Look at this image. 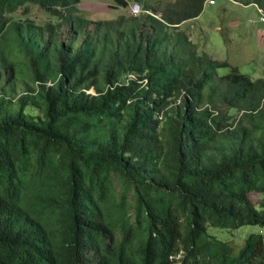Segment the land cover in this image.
Masks as SVG:
<instances>
[{"label": "trees", "instance_id": "obj_1", "mask_svg": "<svg viewBox=\"0 0 264 264\" xmlns=\"http://www.w3.org/2000/svg\"><path fill=\"white\" fill-rule=\"evenodd\" d=\"M205 1L0 0V264H264L209 233L264 227V75L181 28Z\"/></svg>", "mask_w": 264, "mask_h": 264}, {"label": "rangeland", "instance_id": "obj_2", "mask_svg": "<svg viewBox=\"0 0 264 264\" xmlns=\"http://www.w3.org/2000/svg\"><path fill=\"white\" fill-rule=\"evenodd\" d=\"M111 0H80L82 14L92 19H113L119 14L129 13L128 8L110 9ZM264 9L257 4H245V0H216L215 4H204L201 13L181 26L192 40L200 41V49H205L212 57L227 61L229 66L236 67L241 73L252 78L264 75V22L260 20ZM30 16L38 23L46 21L40 9L32 6ZM91 27V26H90ZM229 67H220L218 74H225ZM92 89H90L91 91ZM253 202L257 195L250 193ZM259 232L264 239V227L246 225L233 231L209 227V233L221 240H228L234 248L238 247L243 236Z\"/></svg>", "mask_w": 264, "mask_h": 264}, {"label": "built area", "instance_id": "obj_3", "mask_svg": "<svg viewBox=\"0 0 264 264\" xmlns=\"http://www.w3.org/2000/svg\"><path fill=\"white\" fill-rule=\"evenodd\" d=\"M215 1L216 0H207L206 3L209 5H213L215 4ZM140 12H141L140 6L137 3L132 4L129 8V13L131 15L135 16V15H138ZM260 20L264 21V15H261Z\"/></svg>", "mask_w": 264, "mask_h": 264}, {"label": "clouds", "instance_id": "obj_4", "mask_svg": "<svg viewBox=\"0 0 264 264\" xmlns=\"http://www.w3.org/2000/svg\"><path fill=\"white\" fill-rule=\"evenodd\" d=\"M206 1H207V0H206ZM206 1H205V3H204V4H206ZM132 4H134V3H132ZM132 4H130V6H131ZM137 4H138V3H137ZM138 5H139V4H138ZM130 6H129V8H130ZM139 6H140V5H139ZM129 8H128V9H129ZM140 9H141V7H140ZM141 12H142V9H141ZM141 12H140V13H141ZM260 13H261V15H263V13H262V12H260ZM129 14H130V13H129ZM261 15H260V17H261ZM133 16H134V15H133ZM135 16H137V15H135ZM262 22H264V21H262Z\"/></svg>", "mask_w": 264, "mask_h": 264}]
</instances>
